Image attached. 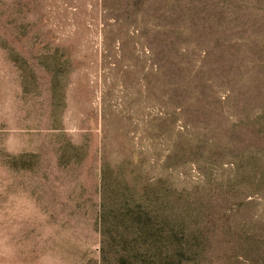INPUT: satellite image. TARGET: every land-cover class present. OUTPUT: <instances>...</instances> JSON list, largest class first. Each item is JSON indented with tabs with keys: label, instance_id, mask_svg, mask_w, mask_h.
Masks as SVG:
<instances>
[{
	"label": "rangeland",
	"instance_id": "374dc122",
	"mask_svg": "<svg viewBox=\"0 0 264 264\" xmlns=\"http://www.w3.org/2000/svg\"><path fill=\"white\" fill-rule=\"evenodd\" d=\"M137 240L264 264V0H0V264Z\"/></svg>",
	"mask_w": 264,
	"mask_h": 264
},
{
	"label": "trees",
	"instance_id": "16d2710c",
	"mask_svg": "<svg viewBox=\"0 0 264 264\" xmlns=\"http://www.w3.org/2000/svg\"><path fill=\"white\" fill-rule=\"evenodd\" d=\"M138 230L139 231H142V233H144V229H143V227H139L138 228ZM140 240V239H139ZM139 240H137L136 241V243H135V251H136V256H135V259L136 260H133V261H128V260H126L127 258H124V257H121L120 259H122L121 261H122V263L123 264H153L152 262H148V260H146L145 258H144V260H140V259H142V257H144L145 255H140L139 254V251L142 249V246H141V242L139 241ZM131 246V244L128 246V248ZM126 248V251H127V247H125ZM145 252L143 251V254H144Z\"/></svg>",
	"mask_w": 264,
	"mask_h": 264
}]
</instances>
